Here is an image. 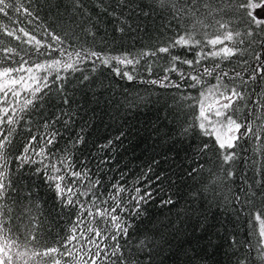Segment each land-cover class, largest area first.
Segmentation results:
<instances>
[{
    "label": "snow or ice",
    "instance_id": "6c2138e0",
    "mask_svg": "<svg viewBox=\"0 0 264 264\" xmlns=\"http://www.w3.org/2000/svg\"><path fill=\"white\" fill-rule=\"evenodd\" d=\"M102 11L113 18L114 30L121 34L132 30L137 13L145 18L158 13L164 21L161 27L174 35L154 50L105 55L92 50L99 17L86 0H0V264H143L142 256L152 264V249L145 240L128 243L127 218L141 215L154 195L147 174L138 178V187L116 182L111 191L101 192L102 181L74 163L72 149L84 143L82 134L70 138L71 147L55 152L60 137L56 124L67 129L73 114L61 111L53 113L54 118L45 117L44 106L57 97L70 108L65 85L76 73L81 85L89 81L86 65L92 70L108 66L115 75L133 81L138 67L153 72V60H164L163 74L146 83L178 92L182 87L196 91L195 96L181 94L186 103L177 105L184 111L181 134L214 141V168L207 170L198 195L219 192L218 198L226 203L238 201L249 209L250 237L256 242L246 247H255L257 264H264V160L251 161L260 175L246 188L233 192L231 187L237 176L239 142L250 138L256 151L264 154V0H151L143 7L136 0H114ZM50 17L51 26L45 23ZM176 49L193 58L174 54ZM235 60L239 65L227 69ZM36 116L41 119L34 123ZM36 125L43 129L39 136L32 134L34 128L39 131ZM22 127L28 136L15 156L18 166L38 165L37 171L46 174L61 203L78 210L67 235L51 243L42 239L39 217L34 214L38 206H28V196L20 198L9 173V156ZM208 149L205 142L200 151ZM204 170L201 165L189 175ZM154 179L157 185L163 182L161 174ZM238 244L233 237L234 264H249L245 246Z\"/></svg>",
    "mask_w": 264,
    "mask_h": 264
},
{
    "label": "trees",
    "instance_id": "16d2710c",
    "mask_svg": "<svg viewBox=\"0 0 264 264\" xmlns=\"http://www.w3.org/2000/svg\"><path fill=\"white\" fill-rule=\"evenodd\" d=\"M86 2L93 15L99 17L96 42L91 45L92 50L98 53L119 56L154 50L174 35L161 27L164 21L158 13H152L147 18L137 13L131 21L132 30L121 34L114 30L113 18L102 11L114 0H104L103 4L101 0ZM136 2L143 7L151 0ZM45 14L41 12L42 19ZM128 14L125 9V15ZM51 18L45 21L49 26ZM174 54L193 58L183 49H176ZM164 63V60H153L151 73L138 67L133 81L115 75L108 66H97L92 70L90 64L84 66L90 79L83 85L80 84V73L70 77L65 85L70 108L60 104L57 97L48 100L44 106L45 117H53V113L61 111L73 114V122L67 129L60 123L56 124L60 137L55 152L59 154L61 149L71 147L70 138L75 139L76 135L82 134L84 143L72 149L74 163L78 169L86 167L90 175L102 181L101 192L111 191L110 186L116 182L129 188L138 187V178L147 174L154 195L143 205L141 215L127 218L131 225L128 243L135 245L145 240L152 249V264H234L232 253L237 249L232 246L233 237L239 242L237 247L245 246L249 264H257L256 248L246 247L248 243L255 245L256 242L255 237H250L249 209L238 201L226 203L218 198L221 195L219 192L215 196L210 192L198 195L208 178L207 170L214 168L215 144L209 137L183 136L180 125L184 120V111L177 107L186 103L180 99L181 94L195 96L196 91L182 87L178 92L172 87L145 82L162 76L160 68ZM239 63L235 60L226 68L237 67ZM128 70L131 71V68ZM172 79L177 81L175 75ZM173 97L176 99L173 100ZM40 119L36 116L34 123ZM36 128L39 131L34 128L32 134L39 136L43 129L40 125ZM27 136L23 127L18 129L14 141L16 148L9 156V173L20 198L28 196L29 200L25 203L30 207L38 206V211L34 208V214L39 217L42 239L51 243L53 239L67 235L78 210L61 203L54 195V188L49 186L46 174L42 170L37 171L38 165L18 166L15 156ZM205 142L209 149L201 152V145ZM104 145L108 147H102ZM256 148L250 138L239 142L236 149L238 161L234 165L237 176L231 185L233 192L246 188L255 176L260 175V168L253 169L251 164L253 160L258 163L264 160V154L258 153ZM201 165L204 171H200L199 175H189L192 169L199 170ZM149 168L151 172H148ZM156 174H161L162 184L157 185ZM157 188L159 191H156ZM169 198L172 204L163 203ZM141 259L143 264H149L147 257L142 256Z\"/></svg>",
    "mask_w": 264,
    "mask_h": 264
}]
</instances>
